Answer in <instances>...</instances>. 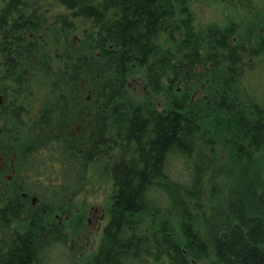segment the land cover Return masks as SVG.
I'll list each match as a JSON object with an SVG mask.
<instances>
[{"label": "trees", "instance_id": "trees-1", "mask_svg": "<svg viewBox=\"0 0 264 264\" xmlns=\"http://www.w3.org/2000/svg\"><path fill=\"white\" fill-rule=\"evenodd\" d=\"M196 1L0 0V85L24 77L15 93H44L45 107L91 89L92 122L60 142L51 193L64 211L100 164L108 222L90 260L79 259L61 223L56 264H264V31L248 46L233 41L232 24L198 37ZM136 70L153 93L166 90L163 106L131 99ZM197 80L208 84L206 112L221 114L220 126L185 92ZM6 193L0 264H47L41 219L22 215Z\"/></svg>", "mask_w": 264, "mask_h": 264}, {"label": "flooded vegetation", "instance_id": "flooded-vegetation-1", "mask_svg": "<svg viewBox=\"0 0 264 264\" xmlns=\"http://www.w3.org/2000/svg\"><path fill=\"white\" fill-rule=\"evenodd\" d=\"M39 37L41 40V35ZM12 68L15 69V67ZM18 72L22 75V71ZM23 79L24 77L16 78V82L13 83L14 87H8L5 84L0 85V179H4V184L7 186L0 190L7 192V200L14 195L19 199L18 202L21 206L19 205L18 212H22V215H27L29 211L37 213L42 221L38 226L40 236L44 238L42 241L48 244V248L52 249L44 262L56 264L57 260L60 259L59 233L60 225L63 223L62 217L65 216L66 220L69 217L67 213L70 211V205L64 211L58 209L60 196L51 193L61 181L59 175L60 159L56 151L65 135H68L69 139L74 138L76 133L82 129V123L86 122L89 125L92 122L91 101L93 99L90 95L79 98L60 95L51 105L45 107L42 105L44 99L40 97L28 99L22 93H18L19 95L15 93L16 90H24ZM85 91L87 94H91L90 88ZM14 94L17 96H13ZM83 108L88 112L82 113ZM51 110L56 111V113L52 115ZM52 116L56 118L50 120L49 118ZM86 117H89L88 122ZM28 118H32L33 127L38 128V130L46 127L49 129V133L44 136L33 137L28 143H24L22 139L12 141L9 135L12 136L13 133L19 135V131L13 126L12 121L27 123ZM36 185H40V188ZM44 190L47 191L44 193ZM80 195H77L73 201L75 202ZM50 198L55 200L52 202L47 200ZM50 204H53V208L48 209ZM108 216L102 227L100 224L103 221L99 222L98 219L95 221V227L100 232L99 238L108 222ZM90 220L88 218L87 222L89 223ZM97 224L98 226H96ZM91 235L87 233L81 237L83 239L80 244L89 245ZM98 241L89 251L80 252V247L76 246L73 241H69V245L74 247L79 259L90 260L91 255L97 251Z\"/></svg>", "mask_w": 264, "mask_h": 264}, {"label": "rangeland", "instance_id": "rangeland-1", "mask_svg": "<svg viewBox=\"0 0 264 264\" xmlns=\"http://www.w3.org/2000/svg\"><path fill=\"white\" fill-rule=\"evenodd\" d=\"M192 10L194 14L193 26L197 33L196 36L199 37L200 35L204 39L209 36V30L220 28L221 26H224V24H232L234 25L232 35L234 38L233 41L248 46V40L254 37V30L264 31V0H197ZM209 67L211 68V66ZM201 73H205L204 70H201ZM132 74V77L129 79V93L132 100L135 102H142L143 100L150 99L155 107H161L165 104L167 101V98L164 95L166 90H162L160 93L155 94L151 91L149 85L146 84L142 77L143 75L139 71L136 70ZM40 80L43 79L41 77L33 79V86L36 88L37 86H40L39 84L37 85L36 82ZM25 85L26 82H24V86ZM186 85L187 88L185 89V92L190 94L192 101L198 102L199 110L203 113L205 120H211L212 117H214V120L218 122V126H220L221 114L214 116L212 113L206 112V105H208L207 98L210 94L207 92L209 87H207L208 84H206V81L197 80L186 82ZM166 86L167 85H165V87ZM47 89V85H45V90L43 92ZM170 89H167L168 93H171ZM177 90L183 91L184 89L178 86ZM214 92L216 94V99H218L220 96L219 89L214 90ZM87 95L90 94H87V92L84 91L83 95L80 97H86ZM43 96L44 93L39 97L43 98ZM51 112L52 115L56 113V111ZM78 112L79 111L77 110V113ZM52 118L55 119L56 117L52 116L49 119L51 120ZM12 123L17 131H19V135L16 133H13L12 136L9 135L12 141L22 139L24 143H28L33 137L44 136L46 133H49V129L46 127H42L39 130L38 128L33 127L34 123L32 118H28L27 123H19L15 121H12ZM207 124L208 122H206V126ZM218 150L220 158L226 155L225 150L219 147ZM93 165L90 171V182L87 190L84 194L77 197L75 202L70 206V211L67 213L69 217L66 220L65 216L62 217L65 231L68 233L70 240L73 241L76 246L80 247V252L83 250L89 251L96 245L100 232H98L95 227V221L97 219L99 222L103 221L100 224L102 227L107 220L111 205L110 186L107 173L100 164ZM5 187L7 186L4 184V179H0V189ZM88 218L91 219L89 223L87 222ZM145 224L146 222L144 223L145 227H142L143 229L146 228ZM96 226H98V224ZM87 233L92 234L89 238L90 244L87 246L81 245L80 243L83 239L81 237H84ZM196 264L206 263L199 262Z\"/></svg>", "mask_w": 264, "mask_h": 264}]
</instances>
